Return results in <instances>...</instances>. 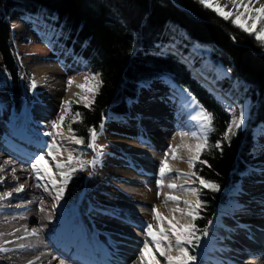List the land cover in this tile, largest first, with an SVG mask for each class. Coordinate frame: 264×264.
<instances>
[{"label":"bare ground","instance_id":"6f19581e","mask_svg":"<svg viewBox=\"0 0 264 264\" xmlns=\"http://www.w3.org/2000/svg\"><path fill=\"white\" fill-rule=\"evenodd\" d=\"M218 3L226 6V10L234 7L230 0H218ZM261 5H264V0H255L252 6ZM191 60L190 57L187 59L192 67L188 66L190 73L193 72L194 76L208 81L210 88L217 95L227 96L226 90L216 84L213 77L195 67ZM46 66L42 62H35L29 69L35 75L43 76L46 72L53 71L52 66ZM194 71L198 73L195 74ZM49 75L47 78H51L54 73ZM158 80L144 85L145 95L141 91L138 96L141 95L142 104L138 105V119H134L136 122L132 123L137 134L123 131L121 134L125 137L111 144L112 150L124 158L113 159L108 163L110 165L107 166V171L110 176H107L108 181L102 183L101 187L109 189L110 192L105 193L106 197L99 195L101 204L95 207L71 202L73 197L70 194V180L63 197L57 201L56 189L44 175L43 166H40L39 179L32 169L34 158L37 155H45L48 144H44L43 140L37 142V137L29 132L30 125H25L22 119L9 122V119L0 116V264H156V261H159V264H167L166 258L160 256L151 237L147 235L144 223L149 220L153 231L158 233L161 226L165 230L168 229L167 221L173 220V217V222H190L191 218L183 214L190 210L184 201L194 203L195 194L187 191L192 189V182L182 177L185 174L182 165L184 156L182 147L177 146L194 141L191 132H196L199 126L196 127L194 122L197 120L192 119L195 107L186 104L189 109L185 108V95L179 88L175 84L167 85L162 82L165 79ZM50 82L51 79L35 80L36 86L48 87ZM42 107V110L36 112L38 114L35 113L36 117L39 115L42 118V112L51 108L47 103L42 104ZM231 116L238 119V109L231 110ZM258 126L264 129V125ZM161 128L167 130L163 134L157 132L161 138L149 135L153 134L151 131ZM174 131L177 134L171 138ZM181 133L188 135L182 136ZM257 138L254 146L258 148L259 154L255 155L259 160H263V163L259 161L254 164L256 166L252 167V171L239 180L240 191L236 195V208H233V211L230 207L226 209L225 212H231L225 215L226 224L222 225L218 232L222 238L217 244L213 241L208 247L211 249L206 253L202 264H264V135ZM165 142L176 149V159L172 158L171 150L163 149ZM45 158L48 161L47 166L52 168L55 178L59 181L61 177L54 167L55 162L51 157ZM57 158L62 160L61 155ZM165 160L171 171L161 177L160 168ZM146 184L152 195L139 201L137 196L135 197L134 189ZM170 184L177 187L169 188ZM9 193L11 195H7ZM168 196H176L180 202L167 200ZM134 197L135 199H132ZM120 200H131L147 210L154 207L165 218V222L161 225L154 218V212L139 213L123 205ZM176 208L183 211H173ZM146 242L151 254L142 256ZM169 242L174 245L175 238L169 236L164 244ZM213 244L216 247H213ZM175 249L173 247L169 254L175 256Z\"/></svg>","mask_w":264,"mask_h":264},{"label":"trees","instance_id":"16d2710c","mask_svg":"<svg viewBox=\"0 0 264 264\" xmlns=\"http://www.w3.org/2000/svg\"><path fill=\"white\" fill-rule=\"evenodd\" d=\"M15 13L58 30L52 39L70 50L90 74H99L102 83L90 107L68 101L71 108L62 129L71 125L75 136L84 141L73 150L79 158L95 154L88 146L93 143L90 129L97 133L102 122L125 113L127 102L153 80L164 78L177 84L211 114L208 147L190 168L198 182L202 178L219 186V190L198 186L197 199L203 207L194 223L201 238L195 247L187 246L190 255L191 250H204L208 239L202 233L208 234L217 211L227 205L240 174L248 168L253 140L249 126L223 139L228 125L225 107L194 79L175 53L164 48L169 45L189 54L193 43L208 48L207 60L192 55L195 64L213 78L211 69L217 63L226 66L230 75L219 80V85L239 101L252 102L251 122L256 125L264 124V45L197 0H0V87L7 91L14 117L25 105L22 78L27 75L11 45L8 19ZM77 112L80 116H75Z\"/></svg>","mask_w":264,"mask_h":264},{"label":"rangeland","instance_id":"374dc122","mask_svg":"<svg viewBox=\"0 0 264 264\" xmlns=\"http://www.w3.org/2000/svg\"><path fill=\"white\" fill-rule=\"evenodd\" d=\"M197 1L199 2V0ZM254 1L255 0H253V2ZM253 7L258 8L260 6H253ZM234 10L235 9L233 7L226 11H234ZM229 20H231V18ZM8 23L13 30V37H12L11 45H12L17 63L19 67L21 68V70L27 73V75H25L22 78L23 87L25 85V89H24L25 91L24 92V104L25 105L22 111L20 112V114L18 115V117L14 118V116L11 115L10 110H9V99L7 96V91L6 89L0 88V116L1 118L3 116L6 117L7 120L9 119V122H16L18 121V118L22 119L25 125H30L31 131L29 130V132L30 134H32V136L37 137V142H42L43 140L44 144L51 145L53 140L55 139L59 143L61 148L64 150L62 152L61 159L63 161H66L68 152L69 151L73 152L74 148H76V144L70 141L69 139H66V137L71 135L68 132V129H62V128L53 129L52 123L59 120V117L63 113L65 102L73 101V102H78V103H84L80 100L79 96L77 95L78 93L80 95H84V93L81 92V89H79L76 85L83 83L85 80V77L89 76L90 73L88 72L87 69H85L83 62H81L78 58L74 57L69 51L65 50L55 40L52 39L54 35L55 36L58 35V30L47 28L40 20L20 14V13L13 14L8 19ZM204 47L205 46L201 44L199 45L198 43H193L192 45L188 47L191 55L187 53L186 51L183 53H179V51H177L173 46H169V45L165 46L164 50L175 53V55L180 59V61L184 63V65L187 67L188 71L190 72L191 71L190 68L192 67H190V65L187 62V59L189 57L192 59V55H195L197 57H200L201 59L204 58L205 60L209 58L208 56L210 54V51L208 48L206 47L204 48ZM27 60H29V62ZM191 61L193 62V64H195L194 59H192ZM35 62H38V63L42 62L44 66H46V63H47L46 67L52 66L51 69L53 70L52 73H54V75L51 78H47L48 77L47 75H49V73L50 75L52 74L51 72H46L45 73L46 75L44 74L43 76L41 74L35 75L34 73H32L31 70L29 69V66H33ZM210 65L211 64L208 63V66ZM211 70H213V73L216 76L215 78H213L214 79L213 81H215L216 84L219 82V80L223 78H228L230 75L229 69L220 63H217L216 66L213 67ZM192 73L193 72H191V74ZM197 73L198 71L195 72V74ZM192 76L200 85L205 87L209 92H211V94L217 100H219L223 104L228 114H229L230 109L226 107V102H229L231 100L238 101L239 104L236 109H238V112L240 113L241 111H243L244 119L239 129H236L233 126V131L235 132L238 130L247 129L249 126L253 144L254 143L256 144L258 140L257 137L264 135V129L258 126V124L262 122H257L258 124L252 125V122H251L252 102L248 99H243L242 101H239L237 97H232L230 92H228V90L225 88L224 90H227V96L221 97L219 94L217 95V93H215L213 89L210 88L208 81L207 83L206 80H203L202 78H198L197 76H194L193 74ZM37 79H44V80L51 79L52 82H50L48 85L49 86L51 84L52 85L50 87L49 86L48 87L47 86H36L35 80ZM69 80L74 81V83L71 86L68 85ZM165 80H163L162 82H165V84L167 85L175 84L168 79H165ZM158 81L160 82L161 80H158ZM33 82L35 84V87H33ZM143 87L144 86H141V90H140V93L142 91V94L144 92ZM176 87L179 88V91H181L185 95L184 98L187 102L184 101L183 102L184 105L186 104L192 105V100L190 99L192 98V96L188 92L180 88L178 85H176ZM214 88L216 87L214 86ZM217 92L220 93V91H217ZM144 95H145V92H144ZM89 99H91V97H89ZM223 100H226V101H223ZM45 103L50 104L51 108L46 109V111L42 112V115H41V117L43 116L42 118H40L39 115H38L39 117L38 116L36 117L35 113L42 110V108H44L42 107V104H45ZM139 104H142L141 95L140 97H138V99L134 101L129 100L127 102L128 110L125 113L119 116H113L110 119L100 124L99 130L96 133V137L94 140V146L91 147L93 150L91 153H95L94 156L91 157L90 155L84 154V157L80 158L82 161L88 162L85 164V167L83 168V170H79L78 164H73L71 166V167H75L78 169L72 174V177L69 181L70 190H71L70 194L73 197V200L71 199L72 200L71 202L73 201L77 203L80 202L86 207H89V206L95 207L96 205L101 204V201L98 199L99 195H101L102 197H106L105 193L110 192V191L108 192L109 189L106 190L101 187L102 186L101 184L108 181V177L110 176V174L108 176L109 172L107 171V166L110 165L108 163L111 162V160L113 159L119 160L118 158H121V157L124 158V156H120V154H116V152L112 150L111 144L116 143V141H119L118 139L120 138L123 139L125 137L124 134H121V132L123 131H128L132 133L133 135L137 134L134 129V124L132 123L136 122V120L134 119H138V116H139L138 105ZM185 108L189 109L187 108V105L185 106ZM195 110H197V112L195 111L197 115L199 112V109L195 108ZM195 113H194V116H195ZM232 118L233 116L231 117V115L229 114L228 125L231 123ZM7 120L4 119V121H7ZM143 120H146V119H143ZM145 122H147V120ZM203 123H204L203 121L198 122V120L194 122L196 127L199 126L198 130L200 133L204 132V129L200 127V125ZM194 124H193V127H195ZM198 130L196 128V132H198ZM57 132H61L62 135H56ZM151 132L153 134L149 133L150 136L156 135L158 138L159 136L157 135V132L158 134H163V133H166L167 130L164 128H161L158 131H154V132L151 131ZM174 132H172L171 138L175 136L174 134H177L176 131ZM48 133H52L53 135H48ZM198 142L199 141L195 139L194 141L192 140V141L184 142L183 144L184 145H195ZM121 145L123 146L124 144H121ZM170 146L171 145L166 144L165 142V145L162 147L166 151L174 149L173 147H170ZM252 148L253 149H251L252 150L251 160L248 163V169H247L248 173L252 171L253 166H256L254 164H258L259 161L263 163V160L261 159L259 160V158H256V155L259 154V152H257L258 148H256V146L254 145L252 146ZM182 152L184 156L182 160L183 162L182 165L185 169V174H187V175L184 174L182 177L183 179L186 178L187 181L192 182V185L190 187L192 189L194 188L197 190L195 194V202H196L197 196L199 193V187H198L199 182L193 177L192 170L190 169L191 167L189 166V163H188V160L194 155V153L190 152L185 147H182ZM162 158L164 159V156ZM263 165L264 164H262V166ZM245 175H246L245 173L241 175L239 180L242 179ZM239 180L237 182L235 190L229 196L227 205L224 206L220 211H217L214 221L208 230V234H207L208 240L206 242L204 250H195L193 252L191 250V255L196 257V260L191 262V264H202V262L204 261V258L206 257V253L211 249V248L208 249V247L213 243V241L216 242L217 244L222 238L221 236L218 235V232L220 230V227L226 224V221L224 219L225 215L233 211V208L234 209L236 208V205L238 202L236 195H238L237 193L238 191H240L239 190L240 189ZM134 190L136 191L135 197L137 196L139 201L145 198L146 196L152 195L151 194L152 191H150L147 184L140 185L138 187L136 186ZM111 194L113 195V193ZM135 197L132 199H135ZM124 199H128V198H124ZM120 201L122 202L123 205H127L128 207H131L137 210L139 213H144L146 211L153 212V209H155L153 207V209L150 208L149 210H147L144 207L143 208L139 207L138 205L133 203L131 200H125V201L120 200ZM87 202L89 204H87ZM195 202L193 204H195ZM92 204H95V205H92ZM130 204L132 205L135 204V205L132 206ZM139 204L141 203L139 202ZM228 207H230L231 211L225 212ZM139 209H142V210H139ZM254 212L255 211H253V213ZM189 223H192V220H190ZM148 224H151L149 220H147V222L144 223L146 227ZM186 247L188 248L187 245ZM213 247H216L215 244H213ZM175 252H176L175 256L179 254L177 249H175Z\"/></svg>","mask_w":264,"mask_h":264},{"label":"snow or ice","instance_id":"6c2138e0","mask_svg":"<svg viewBox=\"0 0 264 264\" xmlns=\"http://www.w3.org/2000/svg\"><path fill=\"white\" fill-rule=\"evenodd\" d=\"M201 4H203L205 7L213 9L215 12H217L220 16H222L224 19H230L234 24H236L238 27H240L243 31L252 34L255 36V39L260 42L262 45H264V5H261L260 7L256 8L253 7V0H230V2L234 6V11H226V6H221L218 3V0L216 2H213V0H199ZM74 83V81L69 80L68 85L71 86ZM102 81L99 79V74H90L89 76L85 77V80L81 84H77L76 86L81 89V92L84 93V95L77 94L82 102L85 103V107H90L92 103H94L95 95L98 93L100 84ZM33 87H35V84L33 82ZM91 97V99H89ZM192 100V106L199 109V112L197 115L192 116L193 120L203 121L204 123L200 125L204 129L203 133H197L195 131L191 132V136L195 139H197L199 142L195 145H179L177 147H185L190 152H193L194 155L188 160L189 166L192 167L194 165V161L199 159V156L203 150H205L208 147V140H207V131L212 130L211 124H212V116L210 113H208L206 110L203 109V106L199 105L198 102L194 100V98H190ZM71 108V102H65L64 104V113L59 117V120L52 123L53 129H60L64 126L65 117L66 114L70 111ZM75 116H80V113H75ZM244 119V113L241 111L239 118H233L231 123L228 125L226 131L223 134V139H228L229 133L232 135H235V132L233 131V126L236 129H239L243 123ZM73 122H76L75 120ZM68 132L71 134L66 139H69L75 144H83L84 141L81 138H78L75 136L73 129L71 128V125L67 126ZM91 137L93 140V143H90L88 146L93 147L94 146V140L96 137V132L94 129H90ZM48 135H53L52 133H48ZM56 135H62L61 132H57ZM181 135H188V133H181ZM48 151L45 153V155H37L35 159V163L32 164V169L36 173L37 179L41 177V167L43 166V172L44 175H46L49 178V181L53 188L56 189V200L59 201L64 194L65 187L68 183V181L71 179L72 174L77 171L78 169L75 167H71L73 164L79 165V170H83L85 167V164L88 162L82 161L77 155H75L73 152L69 151L67 160H59L57 157L58 155H62V152L64 151L59 143L54 139L51 145H48ZM216 148H221V144L219 141L215 144ZM172 152V158L176 159V149H171ZM46 156L51 157L52 160L55 162L54 167L58 170L59 176L61 179L58 181L55 178V173H53L52 168L48 167V161L46 160ZM202 163H207L206 161H201ZM68 169L65 171L64 169ZM171 171V169L168 168L167 160L163 162V166L160 168V175L161 177L165 176L167 172ZM187 175V174H185ZM193 176H195V173H192ZM199 183L205 187L212 190H219V186L215 183H211L209 181H206L202 178H198ZM57 185H60L57 187ZM169 188L175 189L177 185L170 184L168 185ZM45 190L47 191V187L45 186ZM187 191H190L192 194H196V189H187ZM7 195H11L10 193ZM167 200L174 201L176 203H179V198L176 196H168L166 198ZM184 204L188 206L190 209L186 213H183L187 217H190L193 223L188 224H180L178 221L173 222L175 220V217H173V220L167 221L168 229L165 230L163 226L160 227L159 232L153 231V225L148 224L146 228L147 235L151 237V241L155 244L157 251L159 252L160 256L165 257L167 264H191V262L196 260V257L193 255H190L188 248L186 245H192L193 247L198 244L200 240V235H197V233L200 231L194 221L199 218V209L203 207L202 202L197 199L195 204H193L191 201H184ZM173 211L175 212H182L183 210L180 208H176ZM154 212V218L162 225L165 222V218L156 210L153 209ZM35 234V233H33ZM202 235H207V231H203ZM169 236H172L175 238V244L173 245L171 242L164 244L165 241H168ZM164 245V247H161V245ZM175 247L178 251V255L172 256L169 253L171 252L172 248ZM151 254V249L149 247V244L146 242L144 244V248L142 250V256H148ZM63 264V262H61ZM156 264H159V261H156Z\"/></svg>","mask_w":264,"mask_h":264}]
</instances>
